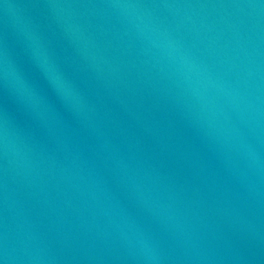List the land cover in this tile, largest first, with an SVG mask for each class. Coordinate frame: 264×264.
<instances>
[{
    "label": "water",
    "instance_id": "1",
    "mask_svg": "<svg viewBox=\"0 0 264 264\" xmlns=\"http://www.w3.org/2000/svg\"><path fill=\"white\" fill-rule=\"evenodd\" d=\"M0 264H264V0H0Z\"/></svg>",
    "mask_w": 264,
    "mask_h": 264
}]
</instances>
